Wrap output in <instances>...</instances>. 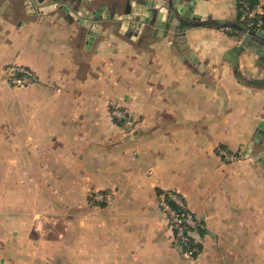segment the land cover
I'll list each match as a JSON object with an SVG mask.
<instances>
[{
    "label": "crops",
    "instance_id": "obj_1",
    "mask_svg": "<svg viewBox=\"0 0 264 264\" xmlns=\"http://www.w3.org/2000/svg\"><path fill=\"white\" fill-rule=\"evenodd\" d=\"M149 1L0 0V70L39 75L0 84V264H264V37L238 0Z\"/></svg>",
    "mask_w": 264,
    "mask_h": 264
},
{
    "label": "built area",
    "instance_id": "obj_2",
    "mask_svg": "<svg viewBox=\"0 0 264 264\" xmlns=\"http://www.w3.org/2000/svg\"><path fill=\"white\" fill-rule=\"evenodd\" d=\"M238 2L243 26L251 30L264 29V12L261 5L252 0H238ZM37 80L35 70L20 63H9L0 70V84L7 83L22 87ZM114 114L123 118L126 123H131L125 111L116 108ZM157 198L159 206L165 213L166 224L173 232L174 241L181 245L185 257H196L201 250L198 238V230L202 226L201 219L190 209L184 196L176 190L163 189L158 193ZM97 199H103V195L98 193Z\"/></svg>",
    "mask_w": 264,
    "mask_h": 264
},
{
    "label": "water",
    "instance_id": "obj_3",
    "mask_svg": "<svg viewBox=\"0 0 264 264\" xmlns=\"http://www.w3.org/2000/svg\"><path fill=\"white\" fill-rule=\"evenodd\" d=\"M195 1L196 0H193V3L191 4V11L189 12H186V14H188L189 16H191L192 19H195L198 17V15L195 14V12H193V8H194V4H195ZM148 7L150 8V11H154L155 9V6L158 5H162L164 4V0H150L148 3ZM157 10V9H156ZM99 11V10H98ZM98 11H95L94 13L95 14H98ZM159 12V11H158ZM157 12V15H156V18H157V21L160 20V14ZM174 14H176V11L175 10H169V14L166 15V18L167 19H172L174 18ZM145 20V19H143ZM148 21H150V19L147 18ZM164 23H160L158 25H163ZM191 22L190 21H187L186 22V26L190 25ZM167 27V26H166ZM259 37H264V29H258V30H251L249 29L248 27H244V36L242 37L241 41H240V46L239 48H243L244 46H246L247 42L250 40V39H254V38H259Z\"/></svg>",
    "mask_w": 264,
    "mask_h": 264
},
{
    "label": "rangeland",
    "instance_id": "obj_4",
    "mask_svg": "<svg viewBox=\"0 0 264 264\" xmlns=\"http://www.w3.org/2000/svg\"><path fill=\"white\" fill-rule=\"evenodd\" d=\"M18 64V63H17ZM30 67V66H29ZM32 68V67H31ZM33 69V68H32ZM36 72V74H37V71H35ZM37 76H38V80H39V75L37 74ZM37 80V81H38ZM12 86V85H11ZM15 87V86H14ZM23 88L24 87H27V86H22ZM22 87H17V88H22ZM229 156H231V157H233L234 158V160L237 158V156H235V155H229Z\"/></svg>",
    "mask_w": 264,
    "mask_h": 264
}]
</instances>
